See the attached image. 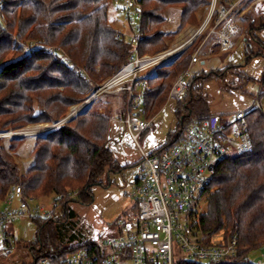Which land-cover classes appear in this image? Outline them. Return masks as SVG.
<instances>
[{"label": "trees", "instance_id": "1", "mask_svg": "<svg viewBox=\"0 0 264 264\" xmlns=\"http://www.w3.org/2000/svg\"><path fill=\"white\" fill-rule=\"evenodd\" d=\"M110 1L0 0V133L64 120L74 105L82 103L104 79L116 74L136 51L154 55L169 49L168 39L188 25H197L198 11L213 2L138 0L140 28L133 38L127 39L110 24ZM233 1L219 0V4ZM240 6L241 3L235 11ZM170 7L181 8L180 24L176 31L165 32L164 12ZM245 19V36H254L256 29L264 28V24L256 25L254 16ZM139 33L143 38L137 41ZM203 39L199 37L148 79V118L153 119L169 101L174 81L191 67ZM50 48H55L57 54L49 53ZM65 57L69 58L68 63L62 61ZM236 68L198 74L188 81L186 94L178 100V130L152 154L179 142L191 122L214 114L203 83L224 77L227 70ZM82 73L89 80L83 79ZM98 100L60 127L36 135L32 145L34 160L25 170L18 160L27 139L14 137L5 144V138H0V208L15 186L21 187L24 199L54 195L63 205L74 200L93 202L91 187L99 184L98 179L106 172L123 168L108 146L113 116L109 111L93 109ZM123 101L122 115L127 107L125 95ZM246 117L254 148L247 154L228 157L218 166L208 188L207 210L199 218V227L209 238L222 232L238 233L239 254L224 261L179 259L175 264H237L246 260L249 251L264 245V115L253 109L247 111ZM73 191L77 196H70ZM33 220L38 224V233L37 241L30 246L32 264L45 258L51 264H63L80 247L63 246L53 215Z\"/></svg>", "mask_w": 264, "mask_h": 264}, {"label": "built area", "instance_id": "2", "mask_svg": "<svg viewBox=\"0 0 264 264\" xmlns=\"http://www.w3.org/2000/svg\"><path fill=\"white\" fill-rule=\"evenodd\" d=\"M241 2L234 0L229 5H220L219 0H213L202 27L182 44L154 55H141L136 51L116 74L99 84L82 103L74 105L64 120L33 129L0 133V138L47 133L77 116L100 97L123 93L127 101L126 112L113 119L122 122L137 142L152 125L147 111L148 79L157 68L176 59L202 35L204 39L193 55L191 66L199 62L200 48L213 35L222 52L232 51L236 46L234 35L240 30L233 23L234 12ZM113 4L126 22H131L134 15L142 17L138 0H113ZM139 28L138 25L137 30ZM142 38L140 33L136 36L137 41ZM48 52L57 54L55 48ZM62 61L68 63L69 58ZM82 76L89 80L86 73ZM190 78V68L177 76L170 99L178 101L184 97ZM253 109L264 115V80L253 100L250 110ZM246 116L244 111L225 118L212 114L205 120L191 122L184 137L171 147L154 154L142 151L138 178L129 194L133 208L127 218L119 219V234L85 242L63 264H175L176 247L188 260L235 259L239 254L238 233L222 232L209 238L201 231L199 218L206 211L204 200L206 202L218 166L226 158L247 154L254 148ZM70 196H77V192H71ZM35 202L33 197L23 198L20 186L8 192L0 208V251L9 252L12 248V236L7 232L9 223L40 216L43 207L37 203L33 207L29 205ZM236 263L252 264L244 259ZM39 264H51V261L45 258Z\"/></svg>", "mask_w": 264, "mask_h": 264}, {"label": "rangeland", "instance_id": "3", "mask_svg": "<svg viewBox=\"0 0 264 264\" xmlns=\"http://www.w3.org/2000/svg\"><path fill=\"white\" fill-rule=\"evenodd\" d=\"M240 10L241 8H238L234 12L233 18L234 25L240 28L234 35L235 48L227 52H222L220 47L214 50L213 46L217 44V38L213 35L200 48L199 62L190 67L191 78L212 71H226L231 66L237 67L230 69L231 71L227 70L224 77H214L203 83V92L209 97L211 111L214 114L229 116L239 111H249L253 105V96L264 79V28L256 29L254 32L256 38H254L251 34L245 36L246 26H244L246 16H254L257 19L256 25L259 27L264 24V0L241 15H239ZM108 12L110 24L116 30L123 32L127 39L133 38L137 33L140 18L134 15L131 23L126 22L117 12L113 0L110 1ZM4 19L1 17V20ZM166 27L164 26L169 29V26ZM178 35L168 39L170 47L177 41ZM246 38H248L247 41ZM123 97V93L104 95L96 102L93 109L109 111L112 116L121 117L125 107ZM178 107L177 100L169 99L153 117L151 127L137 142L131 138L122 122L113 119L108 146L123 168L120 171L106 172L98 179L99 184L91 187L94 196L92 203L74 200L63 205L58 203L56 196L52 195L29 204L30 207L36 203L43 207L40 210V217L51 214L57 219L59 238L65 248L82 246L91 239L108 238L119 234V219L127 218L133 208V199L129 194L134 190L138 178L139 165L143 159L142 151L152 154L167 144L171 134L176 133L180 124L177 115ZM45 124L50 123L30 125L24 129H33ZM35 136H24L27 140L19 150L18 160L22 170L33 163L32 145ZM11 139L12 137H5V144ZM204 203L207 210L205 200ZM10 226L12 227V248L9 252L0 251V264H32L34 259L30 246L37 241V222L25 217L11 222ZM186 258L184 253L176 247V259ZM245 259L252 264L263 263L264 245L249 251Z\"/></svg>", "mask_w": 264, "mask_h": 264}, {"label": "crops", "instance_id": "4", "mask_svg": "<svg viewBox=\"0 0 264 264\" xmlns=\"http://www.w3.org/2000/svg\"><path fill=\"white\" fill-rule=\"evenodd\" d=\"M262 1L263 0H242L241 6L239 7V8H241L239 15H241V13H246V11H248L249 8H251V7L255 6V5H258L259 2H262ZM210 8H211V6L202 7L197 13L198 24L197 25H188V26L185 27L186 29L184 31H182L184 29L183 28L181 30L182 32L180 31L179 32L180 34L179 33H178L179 35L177 34L178 35L177 41L170 48L178 46V45L182 44L188 38L192 37L202 27V25L204 24L206 18L209 16ZM180 15H181V8H179V7H170L164 12V16L166 18L165 27L169 26V29H166L167 27L164 28L165 32H174V31L177 30V28H178V26L180 24ZM242 17H243V15H242ZM244 21H245L244 22V26H246L248 21L246 19ZM195 26L197 28H195ZM182 35H185V36L182 37ZM175 37H176V35H175ZM239 42H240V40L238 41V43ZM216 47H219V45L215 44V46H213V49L215 50ZM115 116L116 115H114L113 118ZM113 118H112V120H113ZM135 184H136V182H135ZM15 205H17V203ZM7 232H8L9 235L12 234V227L10 226V223L7 225Z\"/></svg>", "mask_w": 264, "mask_h": 264}, {"label": "bare ground", "instance_id": "5", "mask_svg": "<svg viewBox=\"0 0 264 264\" xmlns=\"http://www.w3.org/2000/svg\"><path fill=\"white\" fill-rule=\"evenodd\" d=\"M184 35H182V37H183Z\"/></svg>", "mask_w": 264, "mask_h": 264}]
</instances>
